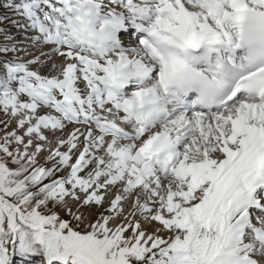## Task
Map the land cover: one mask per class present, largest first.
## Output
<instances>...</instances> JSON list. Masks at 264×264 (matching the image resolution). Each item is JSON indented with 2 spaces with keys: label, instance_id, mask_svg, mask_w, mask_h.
<instances>
[{
  "label": "snow or ice",
  "instance_id": "obj_1",
  "mask_svg": "<svg viewBox=\"0 0 264 264\" xmlns=\"http://www.w3.org/2000/svg\"><path fill=\"white\" fill-rule=\"evenodd\" d=\"M0 8V264H264V0Z\"/></svg>",
  "mask_w": 264,
  "mask_h": 264
},
{
  "label": "trees",
  "instance_id": "obj_2",
  "mask_svg": "<svg viewBox=\"0 0 264 264\" xmlns=\"http://www.w3.org/2000/svg\"><path fill=\"white\" fill-rule=\"evenodd\" d=\"M2 15H9V16H11V13H10V12H6L4 9L0 8V16H2ZM7 25H9V24H7V23H5V24H0V27H4V28H6ZM12 33H13L14 35L16 34L15 31H12Z\"/></svg>",
  "mask_w": 264,
  "mask_h": 264
},
{
  "label": "rangeland",
  "instance_id": "obj_3",
  "mask_svg": "<svg viewBox=\"0 0 264 264\" xmlns=\"http://www.w3.org/2000/svg\"><path fill=\"white\" fill-rule=\"evenodd\" d=\"M9 27V25H7V27L6 28H8ZM11 31H15V35L17 36V38L19 39V38H21V34L20 33H17L16 32V30L13 28V29H11ZM23 42V41H22Z\"/></svg>",
  "mask_w": 264,
  "mask_h": 264
}]
</instances>
